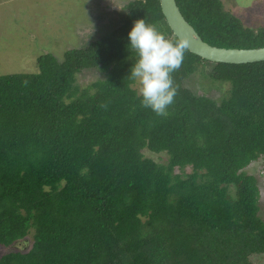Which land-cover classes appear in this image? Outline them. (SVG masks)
I'll list each match as a JSON object with an SVG mask.
<instances>
[{"label":"trees","instance_id":"trees-1","mask_svg":"<svg viewBox=\"0 0 264 264\" xmlns=\"http://www.w3.org/2000/svg\"><path fill=\"white\" fill-rule=\"evenodd\" d=\"M176 1L206 43L264 47V27L222 0ZM124 10L119 27L62 62L46 54L36 73L0 76V264H253L264 217L247 169L264 162V61L213 63L187 49L157 116L130 78L139 57L128 33L144 19L178 38L160 0ZM93 68L105 79L78 87ZM207 69L218 100L186 86ZM162 153L166 163L151 157Z\"/></svg>","mask_w":264,"mask_h":264},{"label":"rangeland","instance_id":"rangeland-1","mask_svg":"<svg viewBox=\"0 0 264 264\" xmlns=\"http://www.w3.org/2000/svg\"><path fill=\"white\" fill-rule=\"evenodd\" d=\"M134 0H0V76L32 74L38 71L37 60L46 54L60 62L65 52L83 49L104 34L119 27L126 16L125 7ZM224 8L254 30L264 27V0H222ZM80 88L105 74L97 68L77 75ZM197 95L220 99L224 93L210 79L208 69L197 72L186 81ZM138 82L134 88L139 91ZM148 152V151H147ZM159 163L167 162L166 153L153 154ZM264 162L253 163L247 172L260 186L261 216L264 217ZM187 173H192L187 168ZM180 171L177 169L176 173ZM9 249L0 246V258ZM253 264H264V256L253 258Z\"/></svg>","mask_w":264,"mask_h":264},{"label":"clouds","instance_id":"clouds-1","mask_svg":"<svg viewBox=\"0 0 264 264\" xmlns=\"http://www.w3.org/2000/svg\"><path fill=\"white\" fill-rule=\"evenodd\" d=\"M128 38L139 57L130 69V78L140 85L141 105L165 116L177 93L172 73L181 67L188 41L170 40L144 19L133 22Z\"/></svg>","mask_w":264,"mask_h":264},{"label":"water","instance_id":"water-1","mask_svg":"<svg viewBox=\"0 0 264 264\" xmlns=\"http://www.w3.org/2000/svg\"><path fill=\"white\" fill-rule=\"evenodd\" d=\"M163 14L177 38L188 41V49L213 63L250 64L264 61V47L255 49H227L206 43L185 19L176 0H160Z\"/></svg>","mask_w":264,"mask_h":264}]
</instances>
